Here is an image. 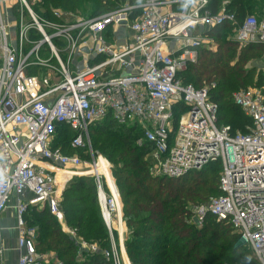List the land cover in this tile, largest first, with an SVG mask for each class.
<instances>
[{
    "label": "built area",
    "instance_id": "built-area-1",
    "mask_svg": "<svg viewBox=\"0 0 264 264\" xmlns=\"http://www.w3.org/2000/svg\"><path fill=\"white\" fill-rule=\"evenodd\" d=\"M223 26L232 28L239 46H264V19L240 21L225 6L212 14L209 0L125 3L89 19L47 11L43 0H0V215L15 210L17 264H45L36 253L35 229L27 227L30 208H46L61 231L76 238L60 207L76 177L93 179L109 236L121 230L111 164L89 142L91 126L107 119L141 131L138 144L152 146V177L178 179L217 163L221 194L191 206L190 223L201 228L210 216L229 225L264 264V93L233 94L252 124L245 134H233L217 125L209 87L181 80L201 48L212 50L206 33ZM64 129L73 134L70 149L84 158L56 146ZM78 245L126 264L111 237L109 250Z\"/></svg>",
    "mask_w": 264,
    "mask_h": 264
},
{
    "label": "trees",
    "instance_id": "trees-1",
    "mask_svg": "<svg viewBox=\"0 0 264 264\" xmlns=\"http://www.w3.org/2000/svg\"><path fill=\"white\" fill-rule=\"evenodd\" d=\"M145 0H43L47 11L59 9L76 17L93 18L125 3L135 5ZM252 0H209L212 14L223 6L236 13L242 21L251 9ZM263 4V2H262ZM132 19V17H131ZM229 35V38L227 37ZM216 49L199 50L196 64L181 74L184 84L196 89L209 87L210 100L218 106L217 125L229 127L233 134H245L251 121L237 108L232 96L251 84L252 72L245 68V57L252 50L264 46L249 45L238 50L232 40V28L218 27L206 33ZM223 123V125H222ZM252 125V124H251ZM141 131L120 126L107 119L89 129L93 146L113 165L122 220L126 223L130 241L125 242V253L131 264H259L251 250L239 245L229 225L208 216L201 228L189 223L191 206L206 204L220 196L218 187L220 168L217 163L178 179L152 178L149 174L152 146L143 141L136 145ZM142 134V133H141ZM69 140L66 145L63 141ZM73 134L67 129L59 132L56 146L67 155L83 151L69 147ZM64 222L78 238L96 243L100 250L110 249V236L102 221L97 203V190L90 177H76L66 186L60 203ZM27 227L35 229V249L52 252L53 264H112L101 254L80 251L75 241L61 231L48 210L30 208L26 215ZM116 236V232H113ZM81 252L79 261L78 253ZM37 253V251H36ZM39 253V252H38ZM42 255V254H41ZM39 256V255H38ZM208 258L214 260L209 263Z\"/></svg>",
    "mask_w": 264,
    "mask_h": 264
},
{
    "label": "rangeland",
    "instance_id": "rangeland-1",
    "mask_svg": "<svg viewBox=\"0 0 264 264\" xmlns=\"http://www.w3.org/2000/svg\"><path fill=\"white\" fill-rule=\"evenodd\" d=\"M123 5H125V4H123ZM250 7H251V9L248 10L247 15H252V16H255V17L260 18L262 20L264 19V6L262 4V0H252V2L250 4ZM79 18H83V17H79ZM127 36H128V33L125 32V35L122 34L120 38L121 39H124ZM227 37L229 38V35H227ZM206 46H208V45H206ZM209 48H212L211 51H214L216 49V44L213 42V44H211ZM242 48H245V46H239L238 45V50L239 49L241 50ZM245 61H246L245 62V68L252 72V74H251V77H252L251 78L252 79L251 81L252 82H251V84H249V86H247L246 89H253V90L260 91V92L264 93V49L262 51H259V50H252V51H250L249 53H247V56L245 57ZM242 123H245L247 126L251 127V124L250 123H247V122H242ZM222 125H223V123H222ZM233 129L238 134H241L242 133L240 130H237L236 127L235 128L233 127ZM136 133H138L140 135L138 141H141L142 134L139 131L136 132ZM69 138H70L69 136H66L64 138V141H63L64 145L67 144ZM138 141L136 142V145L142 146L143 145V142H141L140 144H138ZM89 142H90V145H91L93 151L95 153H97V155L103 156L97 150H95V148L93 146V136H91V134L89 135ZM103 157L106 158L105 156H103ZM110 164H111V167H112V170H113V165H112L111 162H110ZM149 172H150V170H149ZM152 178L159 179L157 177H152ZM188 221L190 223V218H189ZM63 224L65 225V222ZM66 228H68L69 231L74 232L69 227L66 226ZM74 234H75V232H74ZM129 234L130 233H129V230L127 229L126 223L122 220L121 230L119 232H116V236L113 234V232H111V236H110L113 239L115 246L118 249H122V258H123L124 263H126V264H131L129 262L127 256H126V253H125V245H124L125 242H128L131 239V237H130ZM66 235L69 236V237H71L75 241L78 249H81L79 247V245H78L81 242H84L87 245L86 246V249H89L88 246H90V245H96L99 248V246L96 243H92L91 244V243L85 242V241L81 240L80 238H78L76 236V234L74 235V237H76V238H73V236H71L69 234H66ZM36 251H37V255L42 256V260L44 261L45 264L57 263L55 253H52V252L40 253L41 248H37ZM79 257H80L79 258V261H81V260L84 259L83 257L81 258V256H79ZM208 261H209V263L214 262V260L211 259V258H208ZM229 264H231V263H229Z\"/></svg>",
    "mask_w": 264,
    "mask_h": 264
},
{
    "label": "crops",
    "instance_id": "crops-1",
    "mask_svg": "<svg viewBox=\"0 0 264 264\" xmlns=\"http://www.w3.org/2000/svg\"><path fill=\"white\" fill-rule=\"evenodd\" d=\"M17 238L16 213L15 210L9 208L0 215V264H17L19 256Z\"/></svg>",
    "mask_w": 264,
    "mask_h": 264
},
{
    "label": "bare ground",
    "instance_id": "bare-ground-1",
    "mask_svg": "<svg viewBox=\"0 0 264 264\" xmlns=\"http://www.w3.org/2000/svg\"><path fill=\"white\" fill-rule=\"evenodd\" d=\"M61 176L58 177V179H60V183H63L64 180V173L60 174Z\"/></svg>",
    "mask_w": 264,
    "mask_h": 264
},
{
    "label": "water",
    "instance_id": "water-1",
    "mask_svg": "<svg viewBox=\"0 0 264 264\" xmlns=\"http://www.w3.org/2000/svg\"><path fill=\"white\" fill-rule=\"evenodd\" d=\"M242 243L241 242H239V245H241Z\"/></svg>",
    "mask_w": 264,
    "mask_h": 264
}]
</instances>
